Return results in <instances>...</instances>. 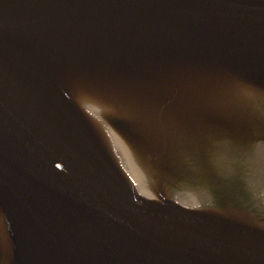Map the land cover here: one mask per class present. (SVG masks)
<instances>
[{
	"label": "water",
	"instance_id": "1",
	"mask_svg": "<svg viewBox=\"0 0 264 264\" xmlns=\"http://www.w3.org/2000/svg\"><path fill=\"white\" fill-rule=\"evenodd\" d=\"M253 81L264 0H0V264H264Z\"/></svg>",
	"mask_w": 264,
	"mask_h": 264
},
{
	"label": "snow or ice",
	"instance_id": "2",
	"mask_svg": "<svg viewBox=\"0 0 264 264\" xmlns=\"http://www.w3.org/2000/svg\"><path fill=\"white\" fill-rule=\"evenodd\" d=\"M253 93L261 98V105L257 109V114L261 124L262 131L259 135L249 138L238 139L230 132L231 125L224 119L216 117L210 121L211 128L216 132L214 139H227L230 141L234 149L240 153L255 157L258 144L264 143V82H248L246 85ZM211 145L205 147L200 143H194L190 151L189 159L201 166L210 160Z\"/></svg>",
	"mask_w": 264,
	"mask_h": 264
}]
</instances>
